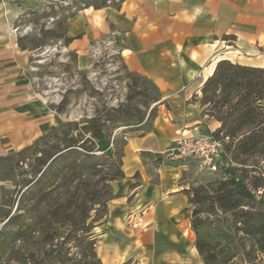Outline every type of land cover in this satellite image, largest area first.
<instances>
[{"label":"crops","instance_id":"crops-1","mask_svg":"<svg viewBox=\"0 0 264 264\" xmlns=\"http://www.w3.org/2000/svg\"><path fill=\"white\" fill-rule=\"evenodd\" d=\"M20 13L17 3L0 0V155L30 147L64 122L35 92L31 53L14 30ZM65 38L77 64L115 51L129 73L161 93L149 128L131 132L123 145L124 177L111 185L95 247L101 264H204L188 194L192 164L162 154L181 137L220 129L199 96L221 61L264 68V0L90 5L68 18Z\"/></svg>","mask_w":264,"mask_h":264},{"label":"rangeland","instance_id":"rangeland-1","mask_svg":"<svg viewBox=\"0 0 264 264\" xmlns=\"http://www.w3.org/2000/svg\"><path fill=\"white\" fill-rule=\"evenodd\" d=\"M11 1L21 11L14 30L19 46L31 53L35 92L49 98L51 106L63 116V124L80 123L77 129L81 130L86 126L81 124L83 120H97L110 137L112 152H93L95 158L87 170L80 169L77 162L65 178L60 174L38 185L45 170L43 163L60 139L40 138L30 147L0 155V264H64L67 259L72 264V260L84 257L81 244L93 240L95 250L115 181L111 179L122 171L123 145L131 132L149 128L161 93L149 79L129 73L115 51L108 50L84 67L77 64L75 52L67 47L68 18L90 5L117 6L122 0ZM199 98L203 114L217 116L214 103L204 105L203 91ZM228 109L222 108L223 114ZM260 119L264 120V109ZM227 121L229 128L233 118ZM221 128L222 124L217 132H222ZM222 133L228 136V130ZM248 134L228 136L221 172H200L196 164L187 161L194 166L190 165L194 176L189 198H193L194 191H203L201 202L192 206L203 211L198 226L211 264H264V253L259 250L264 232L252 235L244 230L264 220V125L256 134ZM231 178L243 182L254 199L242 195L234 185L222 184ZM219 188L222 195L241 201L242 206L223 210L217 202ZM92 195L102 202L90 211L87 222L94 217L98 221L93 222L88 237L83 233L78 210L83 198L91 199ZM68 200L73 202L70 210ZM237 250L239 254L229 260Z\"/></svg>","mask_w":264,"mask_h":264},{"label":"trees","instance_id":"trees-1","mask_svg":"<svg viewBox=\"0 0 264 264\" xmlns=\"http://www.w3.org/2000/svg\"><path fill=\"white\" fill-rule=\"evenodd\" d=\"M102 5L104 6L105 4ZM202 91L205 96L203 100L204 105L215 104V113L217 116H212L222 124V132L223 130H228L227 135L229 137L236 138L240 135L244 136L246 133H249L248 136H251L254 132L256 134L264 125V120L260 119L264 109V68L245 67L232 64L229 61H221L217 65L212 77L205 83ZM209 92H211L213 96L208 97ZM226 106H229V109L225 115L222 112V108ZM228 118H233L231 123L232 126L229 128ZM81 124H86L81 130L77 129L80 123L62 124L59 129L41 138H58L60 139V143L49 152L48 159L43 163L45 170L37 180V185L42 183L43 180L56 178L60 174L65 178L68 171L72 169L74 167L73 165L77 164V162H80V169L83 171L87 170L85 168H90L93 158H95L93 157L95 156L93 152L100 151L104 154L112 152L110 137L105 134V131L100 124H98L97 120H83ZM251 125H254V128L252 130L247 129V127ZM244 130H246L245 134L243 133ZM76 131L78 132L77 136L74 134ZM123 177L124 173L120 171V173L114 175L111 180L116 181ZM222 184L234 185L242 195L249 199H254V196L247 190L243 182L238 179L231 178L228 182ZM221 190L222 189L219 188L216 193L218 195L221 194L219 196L217 195V202L223 210L232 211L242 206L241 201L230 200L227 196L222 195L224 192ZM201 194H203V191H194L193 198H189L190 203H200L201 200L199 198ZM110 199L106 202V217ZM101 202V198L93 199L92 195L91 199L84 197L79 206L78 212L81 214L79 221H81V225L84 227L83 233H86L88 237L92 235L90 232L93 229V222L98 221L97 218L94 217L92 222H87L89 220L90 211L93 210L94 206L101 205ZM72 204L73 202L68 200L67 206L69 210L72 208ZM202 212L203 211L197 208L193 209L192 226L197 235V250L204 264H211L209 259L210 256L206 254L205 248L202 245L200 227L198 226V217ZM249 228L250 229H244L248 234L255 235L264 232V220H258L254 225H249ZM19 234L20 233H18L17 236H19ZM80 247L85 248L84 257L72 260V264H101L100 259L93 249V240L86 241V243L81 244ZM259 250L264 253V244L260 246ZM237 254H239L238 250L230 255L229 260L235 258ZM64 264H70V260H65Z\"/></svg>","mask_w":264,"mask_h":264},{"label":"built area","instance_id":"built-area-1","mask_svg":"<svg viewBox=\"0 0 264 264\" xmlns=\"http://www.w3.org/2000/svg\"><path fill=\"white\" fill-rule=\"evenodd\" d=\"M229 137L222 132L209 135L184 136L163 152L166 161H191L198 171L211 174L223 170Z\"/></svg>","mask_w":264,"mask_h":264}]
</instances>
